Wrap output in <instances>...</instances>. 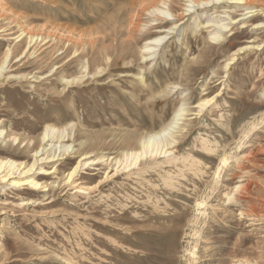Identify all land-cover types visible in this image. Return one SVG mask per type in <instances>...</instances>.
Wrapping results in <instances>:
<instances>
[{"label":"rangeland","instance_id":"1","mask_svg":"<svg viewBox=\"0 0 264 264\" xmlns=\"http://www.w3.org/2000/svg\"><path fill=\"white\" fill-rule=\"evenodd\" d=\"M194 1L0 0V161L58 159L0 174V264H264V0Z\"/></svg>","mask_w":264,"mask_h":264},{"label":"bare ground","instance_id":"2","mask_svg":"<svg viewBox=\"0 0 264 264\" xmlns=\"http://www.w3.org/2000/svg\"><path fill=\"white\" fill-rule=\"evenodd\" d=\"M216 1L217 2H224L227 0H216ZM228 1H231L232 3L235 2L237 4L246 3V0H228ZM194 2H196V1H194ZM211 2H215V0H206V1L200 2V3L198 2L197 6L198 7L203 6V5L208 6V4H210ZM248 2L249 1H247V3ZM196 3H194V4H196ZM150 10H152V9L150 8ZM156 11H158V10H156ZM156 11L152 10V11H150V14H155ZM249 11L250 12H248V14L254 13L251 10H249ZM166 14L173 16V14L170 12L169 13L167 12ZM137 16H140V15L137 14ZM162 19H163V17H162ZM220 28H221V30L224 31V29H227L228 27L223 26V24H222V26H220ZM214 37H215L214 38L215 41H222L224 39V36L222 35L221 31H218L216 34H214ZM34 39H35L34 36L31 37V40L34 41ZM160 41H161V38H159V37L152 39V40H148L147 43L145 44V47L143 50L145 52H150L152 50V48H154L156 43L158 44V42H160ZM7 59H8V57H7ZM7 59H6L5 63L3 64V67H1V69H0V76H2V72L4 71V67L6 65ZM85 68H86L85 72L87 74V72L90 70V67H85ZM103 71H105V70H102L99 73L98 72L95 73V71H93V72L88 73L87 75H90V74H93L92 76H97L99 74L102 75ZM180 112L181 111H179V114L177 115V117H182V114ZM177 121L175 123H173L172 127H170L168 130L166 129V130L160 132L159 134L153 135V136L149 137L148 139H144L143 141H141V150H139V151H135V150L126 151L123 154V156H121V158L114 161L115 163L113 166L117 167L116 170L118 171V169L122 166H123V169H129L133 166H137L139 164V162H141V160L147 158V156H150L151 158H157L158 155L160 156L162 154L163 155L167 154L168 151L166 149L169 146H172L173 144H175V142H176V139L170 130L177 126ZM47 129H50V128H47ZM50 130L52 131V134H50L51 132L47 130V132L43 136V141H45L48 138L50 139V137H52V139L55 138V135L53 133L58 131V130L55 128H51ZM59 131L61 132V130H59ZM59 137H60L59 140L65 139V138H63V134H62V136H59ZM68 149L69 148H65L63 156L68 153ZM78 151H80V152H77V153L81 154L79 161L77 162L76 166H74V168L70 172H68V174L66 175L64 180H62V182H65V184H67V185L70 183L71 184L74 183V181L80 175V172H81L83 167L96 166V164L99 163V162H96L95 160H90L89 156H90L91 152H89V149L86 146H81ZM39 153H40V151L35 153L36 157L33 160V163L31 165L26 164V163L0 161V174H3L4 172H6L5 175L2 177V181L8 182V180H11V177L15 175V170H19L20 171V173H19L20 178L18 177L17 178L18 181H12V183L14 186H16L18 188L21 186H26L27 187L26 190L29 192L28 196H31V197L34 195L37 196L41 191L47 192V191L51 190V188L53 189L55 184H52V183L46 184V182H43V181L45 180L46 177L51 176V175L56 173L57 169L55 167H53L51 169H47L46 167L49 165L48 163H51L52 161H58V159L55 160L57 156L53 155L51 157L50 155L46 156L43 154L40 157H38ZM46 161H48V162H46ZM111 164H112V161H111ZM226 164H228V162H226ZM2 170H3V172H2ZM34 170L35 171L37 170V171H39V173H41L40 176L43 177L42 180H37L35 174H34V176H31V177L28 176L32 172H34ZM26 176H28V177H26ZM24 177H26V178H24ZM59 187H60V185H59Z\"/></svg>","mask_w":264,"mask_h":264}]
</instances>
